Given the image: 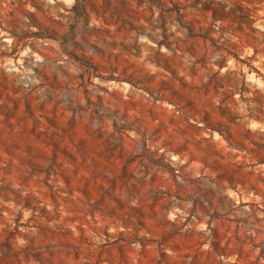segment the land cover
I'll return each instance as SVG.
<instances>
[{
  "label": "rangeland",
  "instance_id": "374dc122",
  "mask_svg": "<svg viewBox=\"0 0 264 264\" xmlns=\"http://www.w3.org/2000/svg\"><path fill=\"white\" fill-rule=\"evenodd\" d=\"M0 0V264H264V0Z\"/></svg>",
  "mask_w": 264,
  "mask_h": 264
},
{
  "label": "trees",
  "instance_id": "16d2710c",
  "mask_svg": "<svg viewBox=\"0 0 264 264\" xmlns=\"http://www.w3.org/2000/svg\"><path fill=\"white\" fill-rule=\"evenodd\" d=\"M85 2L84 0H76L73 6L74 11H78L80 14L84 13Z\"/></svg>",
  "mask_w": 264,
  "mask_h": 264
}]
</instances>
